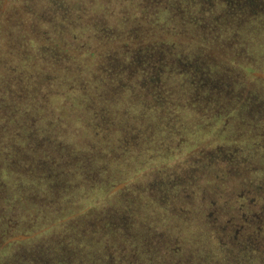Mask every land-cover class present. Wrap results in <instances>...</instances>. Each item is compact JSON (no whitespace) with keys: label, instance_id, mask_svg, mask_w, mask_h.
Segmentation results:
<instances>
[{"label":"trees","instance_id":"obj_1","mask_svg":"<svg viewBox=\"0 0 264 264\" xmlns=\"http://www.w3.org/2000/svg\"><path fill=\"white\" fill-rule=\"evenodd\" d=\"M17 1L0 264H264V0Z\"/></svg>","mask_w":264,"mask_h":264},{"label":"rangeland","instance_id":"obj_2","mask_svg":"<svg viewBox=\"0 0 264 264\" xmlns=\"http://www.w3.org/2000/svg\"><path fill=\"white\" fill-rule=\"evenodd\" d=\"M14 5H15V7H20L17 0H11L10 6H14ZM9 9L12 10L13 8L9 7ZM10 13H12V12H10Z\"/></svg>","mask_w":264,"mask_h":264}]
</instances>
